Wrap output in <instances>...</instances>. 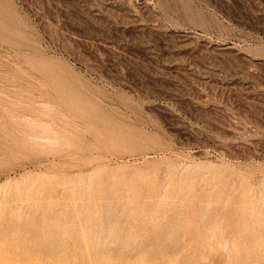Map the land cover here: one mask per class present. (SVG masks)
<instances>
[{"label":"rangeland","instance_id":"1","mask_svg":"<svg viewBox=\"0 0 264 264\" xmlns=\"http://www.w3.org/2000/svg\"><path fill=\"white\" fill-rule=\"evenodd\" d=\"M0 264H264V0H0Z\"/></svg>","mask_w":264,"mask_h":264}]
</instances>
